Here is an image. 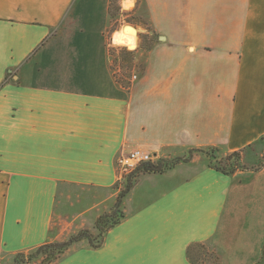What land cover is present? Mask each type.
I'll return each instance as SVG.
<instances>
[{
	"label": "crops",
	"instance_id": "0c3cea01",
	"mask_svg": "<svg viewBox=\"0 0 264 264\" xmlns=\"http://www.w3.org/2000/svg\"><path fill=\"white\" fill-rule=\"evenodd\" d=\"M110 4L0 0V262L94 229L97 192L119 194L121 151L216 147L245 164L264 143V0H144L148 44L127 90ZM69 187L88 191L70 204ZM124 210L100 248L56 264H192L196 244L221 264H264V167L226 176L195 157L140 176Z\"/></svg>",
	"mask_w": 264,
	"mask_h": 264
},
{
	"label": "trees",
	"instance_id": "16d2710c",
	"mask_svg": "<svg viewBox=\"0 0 264 264\" xmlns=\"http://www.w3.org/2000/svg\"><path fill=\"white\" fill-rule=\"evenodd\" d=\"M142 1L144 2V0ZM120 11V1L111 0V19H114ZM243 152L244 151L224 154L216 147L193 149L190 151L188 157L175 159L171 166L167 164L169 160H162L156 164L149 163L142 165L128 175L123 182L118 183L114 187L116 190L120 189L117 195L116 205L110 213H105L97 219L95 223V229L98 231L97 237H94L90 230H82L67 241H58L43 245L28 252L18 253L0 262V264H56L79 244L86 243L92 248H100L104 244L106 234L126 219L124 200L131 192L140 176L160 173L177 164L190 162L195 158L194 154L196 153L206 156L209 160V167L226 176H232L238 171L259 172L264 167V164H260L257 167L248 168L243 163ZM187 257L192 264H221L219 253L215 248L209 245L196 244L190 246L187 251Z\"/></svg>",
	"mask_w": 264,
	"mask_h": 264
},
{
	"label": "rangeland",
	"instance_id": "374dc122",
	"mask_svg": "<svg viewBox=\"0 0 264 264\" xmlns=\"http://www.w3.org/2000/svg\"><path fill=\"white\" fill-rule=\"evenodd\" d=\"M119 1L121 4V11L114 19H112V26L107 33V37L109 39L108 43L110 44V52H111L110 54H111V59L113 61L112 73L116 81L119 84H121L124 89L127 90L130 87H132L134 83L133 82L134 75H136L138 78H141V74H142L141 52L143 46H146L148 42L145 41L146 40L145 34L144 31L142 30L143 28H145L146 25V20L142 16L143 1L135 0L134 5L128 4L127 7H131L130 10H126V8L123 6L124 0H119ZM127 26L134 27L138 31V33L135 32L134 35L135 36L134 38H136L137 40V45L135 49L132 51H129L128 48L125 46L115 45L113 43L114 35L121 30L124 32L125 35L128 36L132 35L131 30L126 28ZM194 156L203 157L204 155L196 153L194 154ZM247 156L248 157H247V161H245V165L248 168L257 167L260 164H264V143L256 144L252 149L248 150ZM185 157H188V155H186ZM175 159L169 160L167 164L171 166L172 163L175 161ZM86 191H88V189L69 187V193L71 196L70 201L72 200L70 204H75L76 203L75 199L78 198L77 196L81 195L82 193H85ZM116 193L117 191L97 192L98 198H102V200L106 201L100 206H98V211L100 215H103L105 213H110L113 210L117 202V197L114 196L110 200L107 199L109 197H112V195H115ZM93 202H94L93 204H95L96 202L99 203L100 201L94 200ZM90 204H91L90 201L84 202V206H88ZM61 205H62V201H61ZM67 224H69V222H67L66 225ZM74 224L79 225V221H76ZM65 227L66 226L63 225V230L65 229ZM90 231L93 233L94 237H97L98 231H96L95 225H94V229ZM79 232L80 231L70 234L69 236H66L65 234V236L61 237L60 239L63 238V240L61 241H67L71 237L76 236V234H78Z\"/></svg>",
	"mask_w": 264,
	"mask_h": 264
},
{
	"label": "built area",
	"instance_id": "2783aa9c",
	"mask_svg": "<svg viewBox=\"0 0 264 264\" xmlns=\"http://www.w3.org/2000/svg\"><path fill=\"white\" fill-rule=\"evenodd\" d=\"M138 77L133 76L136 80ZM162 161V157L158 154L150 153L143 149H135L130 152L121 151L116 158V167L118 171L119 182H123L125 178L136 169L145 164H156Z\"/></svg>",
	"mask_w": 264,
	"mask_h": 264
},
{
	"label": "clouds",
	"instance_id": "9594fccd",
	"mask_svg": "<svg viewBox=\"0 0 264 264\" xmlns=\"http://www.w3.org/2000/svg\"><path fill=\"white\" fill-rule=\"evenodd\" d=\"M134 2L135 0H124L123 6L126 8L128 4L134 5ZM113 43L115 45L125 46L128 48L129 51H132L137 45V40L132 36L125 35L124 32L121 30L114 35Z\"/></svg>",
	"mask_w": 264,
	"mask_h": 264
},
{
	"label": "water",
	"instance_id": "95a60500",
	"mask_svg": "<svg viewBox=\"0 0 264 264\" xmlns=\"http://www.w3.org/2000/svg\"><path fill=\"white\" fill-rule=\"evenodd\" d=\"M126 28H127V29H132L134 32L138 33L137 29H135L134 27L127 26ZM137 35H138V34H137Z\"/></svg>",
	"mask_w": 264,
	"mask_h": 264
},
{
	"label": "bare ground",
	"instance_id": "6f19581e",
	"mask_svg": "<svg viewBox=\"0 0 264 264\" xmlns=\"http://www.w3.org/2000/svg\"><path fill=\"white\" fill-rule=\"evenodd\" d=\"M128 8V7H127ZM131 30V33H132V37H135L134 35H135V32L132 30V29H130ZM136 39V38H135Z\"/></svg>",
	"mask_w": 264,
	"mask_h": 264
}]
</instances>
